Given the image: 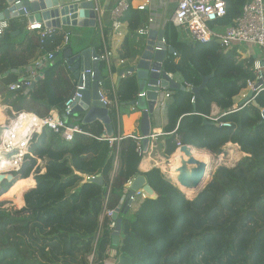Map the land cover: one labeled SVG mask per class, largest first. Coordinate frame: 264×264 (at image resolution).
Masks as SVG:
<instances>
[{
	"label": "trees",
	"instance_id": "obj_1",
	"mask_svg": "<svg viewBox=\"0 0 264 264\" xmlns=\"http://www.w3.org/2000/svg\"><path fill=\"white\" fill-rule=\"evenodd\" d=\"M246 1L225 0V15L212 23L233 25ZM6 7V1L0 0V12ZM131 16L130 8L124 15L130 34L139 25H132ZM8 21L0 35L1 104L16 113L39 116L52 108L61 111L74 84L73 77L71 82L60 71L65 49L55 52L63 31L54 29L41 39L39 30H29L14 18ZM169 44L176 55H169L162 67L181 83L197 86L202 76L213 75L193 102L190 91L170 89L172 100L159 136V152L169 158L178 140L214 155L228 143L237 144L245 155L233 167L218 166L189 199L159 168L139 169L141 156L133 138L109 145L107 137L117 134L113 104L110 131L97 119L83 122L84 112L73 114L67 124L78 125L81 132L66 140L44 128L29 143L31 155L11 171L21 178L34 173L35 183L23 194L21 208L7 209L0 203V264H105L110 257L113 264H264V90L240 104L246 81L253 78L254 58L223 48L217 38L184 41L173 28ZM48 52L54 57L32 87L24 92L8 89ZM132 56L131 45L119 54L122 59ZM106 67L105 60L98 61L101 88L110 96ZM136 92L134 75L124 74L115 87V98L128 104ZM213 103L219 109L216 119L211 116ZM235 103L238 110L232 109ZM139 174L157 197L137 195L128 209L119 212L121 228L114 243L106 210L116 208L128 182ZM94 176H100L102 183L89 181ZM9 186L6 180L0 182V194Z\"/></svg>",
	"mask_w": 264,
	"mask_h": 264
},
{
	"label": "built area",
	"instance_id": "obj_2",
	"mask_svg": "<svg viewBox=\"0 0 264 264\" xmlns=\"http://www.w3.org/2000/svg\"><path fill=\"white\" fill-rule=\"evenodd\" d=\"M7 3L6 9L10 5H15L21 2V0H13L9 3V0H5ZM175 3V9L170 17V21L173 26L183 28L189 37L193 41L207 42L212 38H217L220 45L225 49L235 48L236 52L240 49H244L246 44L256 45L264 48V3L263 0H247L243 7L239 17L234 21V24L227 26L223 33L216 34L209 24L222 18L225 15L226 3L225 0H173ZM130 0H116L115 5L110 11V30L112 32H119L120 28L123 26V18L125 13L130 9ZM144 6H139L143 9ZM22 10L27 13L25 8ZM1 14V12H0ZM9 19H0V35L9 26ZM150 21V20H149ZM29 30H39L41 32V39L51 34L54 30L53 28H44L43 24L38 21H33L27 24ZM149 26L139 28L137 32L139 34H145L148 32ZM70 31L65 30L63 32V39L60 45L55 49V52H62L69 45L70 41ZM164 43L166 41L162 40ZM167 44V43H166ZM175 55V53L173 54ZM54 57L52 52L41 54L33 63L32 68H28L25 75L21 76L17 81L12 82L8 85L10 91L21 90L27 91L33 81L41 77V72L43 67L49 63V61ZM111 57L112 50L106 49L102 54L93 57L94 60H105L108 69L111 71ZM119 63H124V59H119ZM64 64L65 61H64ZM67 66V65H66ZM162 67V66H161ZM253 78L246 81V87L243 89L242 100L248 95L249 92L256 93L264 90V60L254 59L253 61ZM69 68V66H68ZM163 70V67L162 69ZM166 72V71H165ZM89 73L90 77L93 75L91 69L81 70L78 77H73L74 84L72 91L65 98L61 111L57 108H52L46 115L39 116L33 112H19L16 113L8 106V110L11 112V117L6 116L5 125L7 126V131L3 134L0 143V161L2 158H6L9 166L7 169H0V173L8 171L18 170L24 162L25 156L27 154L31 155L29 152V143L35 134L41 133L44 128L50 129L53 132L60 133L61 136L70 140L74 133L81 132L78 125L67 124L62 116L70 117L71 111L74 107V103L81 98L80 91L84 89L85 74ZM125 73L121 75L124 76ZM166 74L171 77V74L166 72ZM81 79V84H78V79ZM101 82L99 81V86ZM186 87L190 90L193 86L185 83ZM156 87L160 89L159 80L157 81ZM158 97L155 100L156 105H162L166 99H169L171 94L166 90H159ZM251 96L247 101L251 100ZM101 100L109 107L111 104L114 105L116 109L118 107V102L116 98L110 101L105 96H103L100 91ZM194 98H191L193 102ZM240 100V104L241 103ZM244 102V103H245ZM155 105V106H156ZM240 107L237 103L233 104L232 109L238 110ZM27 113L29 115L28 122H24L23 115ZM212 116V114H211ZM213 118H217L212 116ZM217 123V122H215ZM163 133L151 132L148 135V143L146 147L142 145L143 136H132L126 135L121 136L116 134V136L107 137L109 145L112 146L115 142H118L123 137H131L136 142V152L141 159L146 157V154H151L159 146V136ZM181 142L176 140V149L180 148ZM130 182V181H129ZM128 182V184H129ZM143 195V194H142ZM135 198V197H134ZM133 198V200H134ZM112 210H106V215L110 218L112 216ZM114 226L112 221L111 228Z\"/></svg>",
	"mask_w": 264,
	"mask_h": 264
},
{
	"label": "water",
	"instance_id": "obj_3",
	"mask_svg": "<svg viewBox=\"0 0 264 264\" xmlns=\"http://www.w3.org/2000/svg\"><path fill=\"white\" fill-rule=\"evenodd\" d=\"M12 3L13 0H9ZM25 8L31 15L28 16L29 21H38L43 23L45 27L56 26L60 28L64 26H77L81 24L94 25L95 12L92 1H83L81 3H72L60 5L59 0H21L20 3L10 5L0 14V19H10L17 16H23ZM87 21V22H86ZM162 32L159 34L155 30H150L146 34L144 47L140 56L127 70H120L117 78V84L123 73H134L136 77L137 96L131 105L140 111L139 133L144 138L142 139L143 147L148 143V135L151 131V115L155 109V100L158 97L159 90H187L193 94V98L200 96L201 89L205 88L208 79L213 75L202 76L200 84L193 86L190 90L176 80L169 77L165 70L162 69V62L171 54L175 53V49L171 44L166 45L163 41ZM57 54H55L56 56ZM97 54L91 48H85L81 52L73 54L70 48H65L62 52V57L65 63L69 66V70L77 78L81 70L91 69L93 75L90 77L89 73L85 74L84 89L80 91L81 98L74 103L71 115L79 112H84L83 122H92L94 120L101 121L105 129L110 131L112 129L111 120L109 116V109L101 100L99 81L101 79L98 70V61L93 60ZM15 71V70H14ZM159 80L160 89L156 87ZM35 80L31 84L32 87ZM78 84H81V79H78ZM251 92L241 101L244 103L251 96ZM264 113V112H263ZM67 121L68 117L62 116ZM7 131L5 123H0V143L3 134ZM190 145L182 144L180 150L185 153V156L180 157V165L175 168L173 174L170 176L173 182L178 187L197 188L206 173L208 164L204 161L196 159L189 149ZM211 177V175H210ZM6 180L10 185L16 180V177L11 172L0 173V182ZM89 181L102 183L100 176L90 177ZM208 181V180H207ZM207 182H205L206 184ZM203 184L195 193L193 197L205 186ZM141 190L150 195L153 194V189L147 183L146 178L139 174L135 176L124 189L120 197L118 205L114 209L111 220L114 221V230H112V241H117V236L121 228V218L118 217L119 212H122L132 204L133 198ZM182 191V190H181ZM191 197L190 199H192ZM188 198V197H187Z\"/></svg>",
	"mask_w": 264,
	"mask_h": 264
},
{
	"label": "crops",
	"instance_id": "obj_4",
	"mask_svg": "<svg viewBox=\"0 0 264 264\" xmlns=\"http://www.w3.org/2000/svg\"><path fill=\"white\" fill-rule=\"evenodd\" d=\"M83 1L85 2L87 0H59V3L62 6L65 4L81 3ZM91 1L93 3V9L95 12L94 25H90V24H85V25L81 24L77 26L62 25L60 28H57L56 26H50L48 28L60 29L63 32L65 30H69L71 32L68 48L71 49L73 54L79 53L85 48H91L97 55L102 54L105 51V48L112 50L111 68L113 67L114 71H110L108 67H106V71H105V74L110 77V82L112 84L111 85L112 93H110V96L108 95L107 90H104L103 88H101V85H100V91L102 92L103 96H105L110 101L114 100V98L116 97L115 87L118 85L117 78L119 75V71L127 70L131 66H134L135 61L140 56V53L144 47L146 34L150 30H155L158 34L159 32H162L163 39L167 41L168 43H170L172 28L177 31L179 37L182 40L193 41L183 28L173 26L170 21V17L175 9V3L173 0H130L131 1L130 8L132 9V16H131L132 25L139 23L138 27L132 31V34H130L128 31V22H127V19L125 20V18H123L124 24L120 28L119 32H112L110 30V11H111V8H113V6L115 5L116 0H91ZM263 3H264V0H263ZM139 6H144V7L143 9H140ZM29 15H31V13L27 12L26 16L20 15V16L13 17V18L15 19L16 22H22V23L24 22L28 24L30 23L29 18H28ZM147 25L149 26L147 33L139 34L137 32L139 28H143ZM212 26H218V25H215L213 23L209 24V27L211 28V30H213L216 34L223 33L226 28L224 26H219V27L224 28L223 32L222 31L219 32V31L214 30ZM43 27L47 28L44 26V24H43ZM97 33H98V36H96ZM94 37L97 38V42L94 39ZM129 45H131L132 54H134V56H132V58L124 59V63H119L118 60L122 59L119 57L121 50L129 47ZM237 53L241 57H252L254 59L264 60V48L259 47V46L254 45L246 49L242 48ZM177 60H178V57H176L175 62H178ZM64 61L65 60L62 57V63L60 64V71L62 72L64 77L68 78L71 82H73L72 81L73 74L69 70L68 66L64 64ZM32 66H30L29 68H32ZM168 73H170L171 77L177 82H179L180 84H185V83H181L180 78L176 76V74H173L172 72H168ZM125 74L134 75V73H125ZM121 78L122 77H120V79ZM167 91H169L171 94L170 98L166 99L162 105H159V104L156 105L154 112L151 115V132H157V133L162 132L163 133L162 130L167 120L166 118L167 106L172 100V91L170 90H167ZM136 96H137V93H136ZM239 98L240 96L237 98L238 101H239ZM117 104H118V107L115 109L116 115H117V134L121 136L123 135L124 136L132 135L135 137L140 136V133H139L140 111H138L136 108H133V106L131 105V102L128 104L127 103L126 104L117 103ZM218 113H219V109L216 106V104L213 103L211 106V114L212 116L217 117ZM68 120H71V117H68ZM232 145L238 146L237 144H232V143L226 144V146L228 147ZM203 150H206V149H203ZM241 153L245 155V153H243L242 151ZM145 158H147V156L142 159L144 160ZM142 159L139 163V169L142 172H145L152 167L151 166L152 161L150 160L149 167L143 168L141 166L143 162ZM38 161L39 163H41L40 160ZM32 181L34 185L35 179ZM109 228H111V226Z\"/></svg>",
	"mask_w": 264,
	"mask_h": 264
},
{
	"label": "rangeland",
	"instance_id": "obj_5",
	"mask_svg": "<svg viewBox=\"0 0 264 264\" xmlns=\"http://www.w3.org/2000/svg\"><path fill=\"white\" fill-rule=\"evenodd\" d=\"M212 28L216 31H219V32L220 31L223 32V29H224L223 27H219V26H212ZM250 46H254V45L246 44L245 49L250 47ZM8 109L9 108L7 105L1 104V97H0V118L2 119V120L0 119V123L2 121L6 122V116L11 117V112ZM176 150H175L174 154L176 153ZM204 151L208 155V159L205 161L208 164V167L206 170L208 180L210 179V175L213 174L214 170L218 166L225 165L227 167H233L244 156L241 153L238 146H236V147L235 146H230V147L225 146V147H223V152L220 153L219 155H214L207 150H204ZM171 155L169 158L163 157L162 154L159 152V148H157L155 150V152H152L150 155L146 154L147 157H151L150 160L152 161V164H151L152 167L159 168L162 172L168 174L169 176H170V174H169V172H170L169 171V163H170V159L173 157V155L172 156ZM235 155H237L238 157ZM157 156H159V157H157ZM37 163L40 165L42 164V163H39V161H37ZM162 165H164V166H162ZM34 175H35L34 173H31V175L29 177H31L34 180ZM23 179H25V178H21V177L17 176L16 180L4 192H2L0 194V203H2V207L7 208V209H19L23 206V204H24L23 194L29 188V187H27V185L23 186L22 183H17L18 181H21ZM14 185H15V187H13ZM11 187L14 188L12 191L13 195L12 194L10 195ZM192 194H193V192H189V193L185 192V195L189 199L195 195V194L194 195H192ZM156 197H157V194L154 191H153L152 195L145 193V191H144V195L142 198L155 199ZM13 198H14V200H13ZM108 223H109L108 226L110 227L112 225V222L109 221ZM133 229H134V227H133ZM133 229H132L133 233L138 232L137 230H133ZM126 241L130 242V240H126ZM89 258L91 259V256ZM105 261H106L105 262L106 264H113V259L111 257L107 258Z\"/></svg>",
	"mask_w": 264,
	"mask_h": 264
},
{
	"label": "bare ground",
	"instance_id": "obj_6",
	"mask_svg": "<svg viewBox=\"0 0 264 264\" xmlns=\"http://www.w3.org/2000/svg\"><path fill=\"white\" fill-rule=\"evenodd\" d=\"M29 117V115L27 114V113H25V115H23V121L24 122H28V118ZM1 119V118H0ZM2 120V119H1ZM1 123H4V121H2ZM233 146V145H232ZM236 147V146H235ZM189 149H190V151H191V153L193 154V156L196 158V159H198V160H201V161H206L207 159H208V155H207V153L203 150V149H197V148H195V147H193V146H191L190 145V147H189ZM240 152V151H239ZM181 156H185V153L183 152V151H181L179 148L176 150V153L173 155V157L170 159V163H169V174H170V176L173 174V172H174V170H175V168H177L179 165H180V157ZM235 156H237V155H235ZM157 157H159V156H157ZM238 157V156H237ZM151 158V157H150ZM150 158H145L144 160L142 159V164H141V166L143 167V168H147V167H149V165H150ZM234 158V157H233ZM162 159V158H161ZM5 166V167H4ZM8 166H9V163H8V161H7V159L6 158H2V160L0 161V169L2 168V169H7L8 168ZM160 166V165H159ZM162 166H164V165H162ZM161 166V167H162ZM33 179L31 178V177H27V178H25V179H23V180H21V181H18L17 183H22V185L23 186H25V185H27V187H31V186H33V181H32ZM207 174L205 173V175H204V178H203V180H202V182H201V184L197 187V188H193V189H191V188H184L183 186H180V189L182 190V191H185V192H187V193H189V192H193V194L192 195H194L196 192H197V190L203 185V184H205V182H207ZM13 187H15V185L13 186ZM13 189L14 188H12L11 187V189H10V195L12 194V191H13ZM141 192H144L143 190H141ZM13 195V194H12ZM13 200H14V198H13Z\"/></svg>",
	"mask_w": 264,
	"mask_h": 264
},
{
	"label": "clouds",
	"instance_id": "obj_7",
	"mask_svg": "<svg viewBox=\"0 0 264 264\" xmlns=\"http://www.w3.org/2000/svg\"><path fill=\"white\" fill-rule=\"evenodd\" d=\"M27 14V13H26ZM26 14H24L23 16H26ZM167 43V44H166ZM166 45H168L169 43L166 41ZM175 55H176V53H175ZM65 60V59H64ZM163 63V62H162ZM164 70V69H163ZM127 73V72H126ZM73 74V73H72ZM73 77H74V75H73ZM172 78V77H171ZM173 79V78H172ZM185 85V84H184ZM186 86V85H185ZM167 91V90H166ZM134 108V107H133ZM108 109H109V107H108ZM194 147V146H193ZM176 150V149H175ZM151 169V168H150ZM8 172H11V171H8ZM5 173V172H4ZM12 173V172H11ZM132 180V179H131ZM130 180V181H131ZM144 195V192H141V193H137L136 195H135V197L137 196V195H141L142 197H143V195ZM114 211V210H113ZM111 218V217H110ZM111 222H112V220H111ZM114 222V221H113ZM114 227V226H113ZM106 264V263H105Z\"/></svg>",
	"mask_w": 264,
	"mask_h": 264
}]
</instances>
